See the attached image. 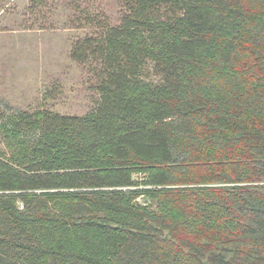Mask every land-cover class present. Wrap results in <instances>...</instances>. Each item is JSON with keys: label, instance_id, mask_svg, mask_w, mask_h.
<instances>
[{"label": "trees", "instance_id": "16d2710c", "mask_svg": "<svg viewBox=\"0 0 264 264\" xmlns=\"http://www.w3.org/2000/svg\"><path fill=\"white\" fill-rule=\"evenodd\" d=\"M62 1L99 101L0 109V264H264V0Z\"/></svg>", "mask_w": 264, "mask_h": 264}, {"label": "rangeland", "instance_id": "374dc122", "mask_svg": "<svg viewBox=\"0 0 264 264\" xmlns=\"http://www.w3.org/2000/svg\"><path fill=\"white\" fill-rule=\"evenodd\" d=\"M52 2L38 16L30 12L28 0H0L2 110L45 109L83 116L99 101L96 78L89 66L70 56L73 44L91 30L76 28L70 22L74 12L64 1ZM95 7L112 24L119 23L121 9L115 0H100Z\"/></svg>", "mask_w": 264, "mask_h": 264}]
</instances>
